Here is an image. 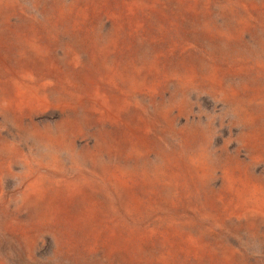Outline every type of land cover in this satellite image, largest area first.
Returning <instances> with one entry per match:
<instances>
[{"label":"rangeland","instance_id":"obj_1","mask_svg":"<svg viewBox=\"0 0 264 264\" xmlns=\"http://www.w3.org/2000/svg\"><path fill=\"white\" fill-rule=\"evenodd\" d=\"M0 264H264V0H0Z\"/></svg>","mask_w":264,"mask_h":264}]
</instances>
